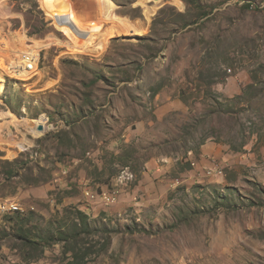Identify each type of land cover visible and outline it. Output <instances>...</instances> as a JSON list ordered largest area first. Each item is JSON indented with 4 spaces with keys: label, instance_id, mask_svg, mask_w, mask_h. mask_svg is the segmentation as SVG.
<instances>
[{
    "label": "rangeland",
    "instance_id": "374dc122",
    "mask_svg": "<svg viewBox=\"0 0 264 264\" xmlns=\"http://www.w3.org/2000/svg\"><path fill=\"white\" fill-rule=\"evenodd\" d=\"M13 38L0 264H264V0H0Z\"/></svg>",
    "mask_w": 264,
    "mask_h": 264
},
{
    "label": "bare ground",
    "instance_id": "6f19581e",
    "mask_svg": "<svg viewBox=\"0 0 264 264\" xmlns=\"http://www.w3.org/2000/svg\"><path fill=\"white\" fill-rule=\"evenodd\" d=\"M84 17H85L84 14H80V21H83L84 20ZM19 38L18 39L21 41V43L23 44V46L24 47H28L26 45L31 40H28L26 36H20ZM18 39H14V38L12 40H6L5 39L0 44L1 45L0 46V59L1 58H5V60H6V59H9L10 58L9 61L6 62V65L11 66V72H14L13 74H10L7 71L6 66H4L2 62H0V82H4V78L6 76L7 77L16 76L17 78H21V77L28 76V75H25V73L23 72V65L16 64V59H22V58H24V56L28 55L30 52H35V50L34 51H31L35 47H33V48L31 47L29 49L26 48L27 50H25V49H23V50L17 49L16 47H18V45L15 46V47H12V44H19L20 41L18 42ZM32 41L34 42V40H32ZM35 44H36V47H38L40 49L43 48L42 47V44H40L38 42H35ZM1 47H2V49H9L10 47H12V48L10 49V53H9V52H1ZM89 53H94V50L91 51V52H89ZM38 60H39V55H38V53L35 52V55H33V70H34L35 66L37 65V61Z\"/></svg>",
    "mask_w": 264,
    "mask_h": 264
},
{
    "label": "built area",
    "instance_id": "2783aa9c",
    "mask_svg": "<svg viewBox=\"0 0 264 264\" xmlns=\"http://www.w3.org/2000/svg\"><path fill=\"white\" fill-rule=\"evenodd\" d=\"M15 46H17V44H12V47ZM12 47H10L9 49H2L1 47V52L10 53V49ZM33 55H35V52H30L28 55L24 56V58L16 59V64L23 65V72L25 73V75H28L29 78L33 77ZM0 62H2L4 66H6L7 71L10 74L14 73L11 72V66L6 65V61L0 59ZM7 211H22V209L15 199L0 200V215L4 214Z\"/></svg>",
    "mask_w": 264,
    "mask_h": 264
},
{
    "label": "trees",
    "instance_id": "16d2710c",
    "mask_svg": "<svg viewBox=\"0 0 264 264\" xmlns=\"http://www.w3.org/2000/svg\"><path fill=\"white\" fill-rule=\"evenodd\" d=\"M66 212H68V211H66ZM87 219H88L87 215H85L84 213H82L80 211H76V220H78V223L73 224V226L75 228H78V226H83V227H85L84 230H86V229H88ZM55 231H56L55 236L57 239H55V236L53 235L51 243L49 242V240L46 237H43L41 235L34 236L32 239H29V240H26V239H24V240H26V242H28L30 245H34L37 247L45 246L46 244H47V246H49V245L55 244L56 242L61 241V240H66V241L68 240V239H65L66 235H67L66 232H62L60 230H55ZM73 241H77V236L73 237Z\"/></svg>",
    "mask_w": 264,
    "mask_h": 264
},
{
    "label": "water",
    "instance_id": "95a60500",
    "mask_svg": "<svg viewBox=\"0 0 264 264\" xmlns=\"http://www.w3.org/2000/svg\"><path fill=\"white\" fill-rule=\"evenodd\" d=\"M37 130H38L39 132H42V131H44V127L40 125V126L38 127Z\"/></svg>",
    "mask_w": 264,
    "mask_h": 264
}]
</instances>
